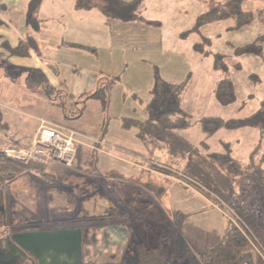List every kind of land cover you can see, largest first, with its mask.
Returning a JSON list of instances; mask_svg holds the SVG:
<instances>
[{"label": "rangeland", "instance_id": "rangeland-1", "mask_svg": "<svg viewBox=\"0 0 264 264\" xmlns=\"http://www.w3.org/2000/svg\"><path fill=\"white\" fill-rule=\"evenodd\" d=\"M35 1L39 3L44 0ZM226 1L148 0L143 16L146 21L156 23L159 29L158 33H155L161 35V46L156 50L150 48L151 50L147 51L149 55L147 56L146 53L143 58L153 59L160 68L159 71L161 70V73H164V76L173 82H181L190 78L182 102V108L192 117V125L183 132L185 138L198 147L203 154L224 153L226 151L225 143L230 144L228 148L232 156L244 164L248 163L251 153L260 140V133L257 129H221L206 138L199 123L203 117H218L224 120L244 119L257 112L264 104V45L263 54L260 57L235 55L237 48L252 44L259 35L264 34V24L254 22L249 27L233 30L232 27L235 24L230 20L205 26L200 32H192L198 17L206 13L212 4L225 3ZM263 5L264 3L261 1L249 0L247 10L256 11ZM78 39L80 41V36ZM203 39L210 41V45L204 48L208 53L206 56L195 51L196 44L201 43ZM215 55L227 57L230 78L236 90L237 101L226 107L221 106L215 97V88L219 80V74L214 70ZM122 66L121 73L125 70V66ZM122 83L123 85L120 84L116 88L110 111L104 109L102 102H95L91 104L85 116L79 120L82 123H90V125L95 122V128L91 131L88 130L89 135L106 139L108 137L105 133L107 124L109 125L108 122L113 121L111 120L112 112L127 111V107L130 108V105L134 103V94L128 90L132 83L127 84L125 81ZM138 90L142 92V87ZM120 92L122 94L124 92L123 96L126 98L123 103L119 102ZM140 96L148 99L147 94L143 93ZM17 99L18 105L22 108L30 106V99L24 93L19 94ZM0 109L4 115L6 110L3 104ZM18 116L20 120H16L17 122L15 121V124L12 125V131L32 134L36 127L35 116L34 118L22 117L19 114ZM99 116L102 118L97 124ZM47 118L54 119V115L49 114ZM23 121L26 122L25 125H23ZM43 121H40V127ZM103 125L106 126L105 132ZM74 126L77 125L74 124ZM127 135L131 138V134ZM32 140L33 138L29 144ZM204 142L208 144V149L202 146ZM12 144L17 143L12 142L9 145ZM158 149L161 159L165 160L167 156H170L168 151L163 150L162 147ZM3 150L0 148V158H4ZM8 161L10 162V160ZM161 161L159 169L162 170V174L165 173L163 175L167 174L168 177L182 181L181 184L184 187L189 186V188L199 191L211 201V206L217 204L219 199L214 196L210 197L195 184L186 180V177L182 176V168L177 166L174 161L172 163L169 160ZM14 163L21 166L22 170L0 174V191L3 194L2 206L7 212L9 231L43 230L49 226L53 227V224L70 226L74 225L73 220L77 216V226H81L87 232V238H91V232L95 240H103L105 238L103 234L113 224L123 225L121 227L130 235V252L127 251V255L124 257H121V253L111 246L106 248L101 244L93 246L90 239H87L85 264H127L130 260L133 263L136 261L133 251L141 241L145 242L144 249L146 251L164 254L163 264H203V253L214 245L213 242H206L207 238L202 239L201 236L204 232L201 233V231H195L192 235L200 237L202 241L196 240L192 236L191 238L187 234L183 235L185 217L174 212L167 197V200H160L149 187L137 182L136 179L139 178L129 181L127 176L118 173V178H113L110 183H106L105 175L102 178L99 177L100 175L93 176L89 167H86L88 165L83 164L84 161L80 158L77 167L72 170L47 168L39 164L33 167L36 165L35 163ZM119 171L121 172V169ZM147 179H151L152 184L162 180L160 176H152ZM169 187L170 184L163 182L162 192L165 189L169 191ZM98 191L103 195L101 210L105 211L102 206L110 205L114 208L104 216L99 213L91 214L90 210L92 209L85 205L91 200L93 194L101 197V193L99 194ZM188 192L191 191L188 190ZM72 193L77 194L76 213L75 202L70 203L68 200V197H73L69 195ZM128 194L132 197L127 196ZM237 194L238 196L231 203L234 206L244 204L249 207L259 215L264 226V201L255 188L246 187L241 183ZM117 196L118 198H116ZM57 197H65L67 200ZM137 198L141 199L139 204L136 202ZM122 199L126 200L122 202ZM221 209L223 212H227L225 207H221ZM227 222H229L228 219H226ZM49 223L53 224L49 225ZM114 238L115 236H112V239ZM109 239L110 237H108ZM142 249L143 247L138 249L139 264H157L156 262L148 263L144 257L146 253ZM117 255L118 257H116ZM111 256L115 258H111Z\"/></svg>", "mask_w": 264, "mask_h": 264}, {"label": "crops", "instance_id": "crops-1", "mask_svg": "<svg viewBox=\"0 0 264 264\" xmlns=\"http://www.w3.org/2000/svg\"><path fill=\"white\" fill-rule=\"evenodd\" d=\"M147 1L140 9L142 16ZM0 4L3 10L0 21V108L3 104L6 110L3 115L0 109L1 150L12 142L29 144L38 132L41 120L75 130L81 135L78 149L83 164L88 165L86 167L93 176L102 178L105 175L106 183L118 178V173L127 176L129 181L139 178L137 182L149 187L160 200L169 199L174 212L185 217L183 235L202 241L192 235L201 231L204 232L202 239L213 242L212 248L220 244L227 230L221 209L211 206V201L194 188L184 187L182 181L163 175L159 169L162 162L160 150L142 141L137 128L124 124L127 120L142 122L148 119L146 106L151 101L155 68H160L153 59L143 57L150 48L156 50L161 46V35L155 33L159 29L156 23L146 21L144 16L145 21L140 23L109 20L99 9L79 10L76 0H44L39 3L35 0H0ZM122 65L125 70L121 73ZM159 73L169 83L190 81L188 77L185 81L173 82L161 70ZM122 81L132 83L128 90L134 94V103L127 107V111L112 112L113 121L108 122L106 132L103 125L108 136L106 139L89 135L88 130L95 128V122L90 125L79 120L92 103L102 102L92 96L107 87L108 104L103 107L110 111L112 98L117 86L123 85ZM140 87L142 92L138 90ZM121 92L119 102L123 103L126 98ZM23 93L30 99L28 108L18 105L17 96ZM143 93L148 99L140 96ZM18 114L35 116L36 127L32 134L12 131V125L20 120ZM49 114L54 115V119L47 118ZM101 118L98 117L97 124ZM127 134H131V138ZM152 176H160L162 180L152 184L151 179H147ZM163 182L170 184L169 191L162 192ZM69 195L77 197L74 193ZM100 196L93 194L85 203L92 209L91 214H102V193ZM140 201L137 198V204ZM109 207L102 206L104 210Z\"/></svg>", "mask_w": 264, "mask_h": 264}, {"label": "trees", "instance_id": "trees-1", "mask_svg": "<svg viewBox=\"0 0 264 264\" xmlns=\"http://www.w3.org/2000/svg\"><path fill=\"white\" fill-rule=\"evenodd\" d=\"M145 1L76 0L79 10L96 8L107 19L125 24L145 21L140 12ZM248 1L227 0L225 3L212 4L206 13L198 17L192 32H200L205 26L230 20L235 24L232 27L233 30L249 27L254 22L264 24V5L256 11H248ZM258 1L264 3V0ZM209 45L210 41L203 39L201 43L196 44L195 51L206 56L208 53L204 48ZM263 45L264 34L259 35L252 44L237 48L235 55L260 57L263 54ZM214 70L219 74V81L215 88L217 102L224 107L234 104L237 101V96L235 86L230 78V67L226 56L215 55ZM188 85L189 81L181 84L166 82L160 76L158 68H155L154 83L150 92L151 101L146 106L148 119L142 122L127 120L124 121V124L129 128H137L139 138L147 145L157 149L162 147L163 150L168 151L170 156H167L165 160H169L170 163L174 161L177 166L182 168V176L184 175L186 180L195 184L210 197L214 196L221 200H218V205L224 207L223 203L230 206L242 219L250 236H254L264 247V226L259 215L244 204L234 206L231 203L238 196L237 189L241 183L246 187L255 188L264 201V104L257 112L244 119L224 120L218 117H203L199 121L206 138L221 129H257L260 133V140L248 163L243 164L232 156L228 144L225 146L224 153L203 154L198 147L185 138L183 132L192 125L191 115L182 109V101ZM106 89L107 87L100 89L92 96L101 100L105 108L108 104ZM202 146L208 149L205 142L202 143ZM81 155L82 153L78 151V160L79 158L82 160ZM4 158H0V174L22 170L21 166ZM89 158L87 156L86 159L89 160ZM35 166L37 164L33 167ZM227 224L222 242L202 255L203 264H264L249 245L247 238L231 222H227ZM144 248L142 251L146 253L144 257L148 263L163 264V253L149 252Z\"/></svg>", "mask_w": 264, "mask_h": 264}, {"label": "built area", "instance_id": "built-area-1", "mask_svg": "<svg viewBox=\"0 0 264 264\" xmlns=\"http://www.w3.org/2000/svg\"><path fill=\"white\" fill-rule=\"evenodd\" d=\"M3 17V10L0 4V21ZM80 134L75 130L64 126L52 124L46 121L29 145L12 144L2 151L7 160L23 164L35 163L44 167H56L63 170H72L77 167ZM215 208L221 209L218 204H212ZM227 212L222 213L232 225L237 228L248 240L249 245L264 263V247H262L254 236L243 224L242 219L228 205L222 203ZM249 264V263H245Z\"/></svg>", "mask_w": 264, "mask_h": 264}, {"label": "flooded vegetation", "instance_id": "flooded-vegetation-1", "mask_svg": "<svg viewBox=\"0 0 264 264\" xmlns=\"http://www.w3.org/2000/svg\"><path fill=\"white\" fill-rule=\"evenodd\" d=\"M58 199L61 200H67L65 197H57ZM52 199V198H51ZM53 199L55 200V197L53 196ZM72 199V200H71ZM68 200L70 201V203H74L76 205H74V210L76 213V208H77V197H68ZM3 194L0 191V264H15L16 261L19 262V264H40L38 259L30 254L29 252L21 249L14 237L17 235H22V234H29V233H42V232H46V233H53V232H60V231H77V230H81L82 231V235H83V264H85V246L87 242V239H90V243L94 244L93 246H98L99 244L104 245V247H112L117 249V251L119 253H121V257H124L125 255H127V251L130 252V235L128 233H126L124 231V228L121 227L123 225L121 224H113L111 225V227H108L105 234H103V236L105 237L103 240H95V238L92 236L91 232H90V237L91 238H87V232L82 229L81 226H77V216L76 218L73 220V224L74 225H70V226H61L59 224H53V227H47L45 229H38V230H29V231H17V232H12L8 230V224H7V212L5 210V208H3ZM111 209L113 210L114 208L109 207L107 210L102 212V215L104 216V214L106 215L108 213V211H111ZM49 223V225H51ZM112 236H115L114 239H112ZM108 237H110V239L108 240ZM129 241V242H128ZM125 245V246H124ZM145 246V242L141 241L139 244H137V247L135 248V251H133V254H135L136 257V261L131 263L130 261L127 262V264H139V248L144 247ZM21 251L23 253V255L19 252ZM118 257V255L116 256ZM111 258H115L114 256ZM71 259L67 258L66 256H60V255H53V251L50 253V256L45 257L44 259H41V264H63L65 263V261H70Z\"/></svg>", "mask_w": 264, "mask_h": 264}, {"label": "water", "instance_id": "water-1", "mask_svg": "<svg viewBox=\"0 0 264 264\" xmlns=\"http://www.w3.org/2000/svg\"><path fill=\"white\" fill-rule=\"evenodd\" d=\"M17 245L34 255L39 263L41 259L53 255L71 259L63 264H83V235L81 230L60 231L53 233H29L14 237ZM22 255L23 253L19 251ZM24 256V255H23ZM15 264H19L16 261Z\"/></svg>", "mask_w": 264, "mask_h": 264}]
</instances>
